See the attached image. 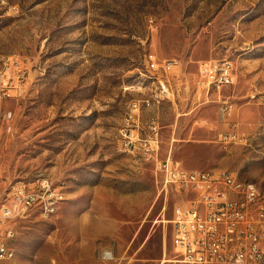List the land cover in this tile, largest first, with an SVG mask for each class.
<instances>
[{
	"label": "rangeland",
	"instance_id": "obj_1",
	"mask_svg": "<svg viewBox=\"0 0 264 264\" xmlns=\"http://www.w3.org/2000/svg\"><path fill=\"white\" fill-rule=\"evenodd\" d=\"M149 52L181 63L174 99L140 117L157 116L161 157L264 188V107L250 97L264 93V0H0V70L25 75L2 104L0 194L42 177L63 192L54 214L15 221L14 264H183L169 219L184 197L118 146L126 103L155 86ZM210 60L233 67L228 121L244 143L218 141L214 97L195 87Z\"/></svg>",
	"mask_w": 264,
	"mask_h": 264
},
{
	"label": "built area",
	"instance_id": "obj_2",
	"mask_svg": "<svg viewBox=\"0 0 264 264\" xmlns=\"http://www.w3.org/2000/svg\"><path fill=\"white\" fill-rule=\"evenodd\" d=\"M8 64L0 70V138L4 127L10 129L12 118L9 111H4L3 101L12 96L11 91L21 90L25 77L17 62ZM144 66L146 79L158 76L160 90L126 103L118 146L135 159L150 163L163 187L184 197L174 204L169 219L175 256L183 264H262L264 188L226 171L188 169L170 156L161 157L157 116L150 115L145 127H140V117L144 110L174 99L172 81L181 63L174 58L159 59L149 52L144 56ZM233 77L228 60L202 62L196 73L195 87L205 96L214 97L218 122L226 128L217 134L222 144H241L248 139L228 121L236 98L229 90ZM250 97L264 107V93ZM147 100H155V107H147ZM127 104H134V111H127ZM61 200L63 192L45 177L32 183L18 182L0 194V264H12L15 221L32 211L44 217L52 215Z\"/></svg>",
	"mask_w": 264,
	"mask_h": 264
},
{
	"label": "bare ground",
	"instance_id": "obj_3",
	"mask_svg": "<svg viewBox=\"0 0 264 264\" xmlns=\"http://www.w3.org/2000/svg\"><path fill=\"white\" fill-rule=\"evenodd\" d=\"M150 79L153 81V83H155V86L152 89H150L149 94H152L153 92H159L160 83H158V76H150ZM154 104H155V100H147V106L154 105ZM129 109L130 111H134V104H130ZM254 186H256V188H260L256 183H254ZM103 256L104 258H110V255L108 253H104ZM14 260H15V251H13L12 256H11L12 264H14Z\"/></svg>",
	"mask_w": 264,
	"mask_h": 264
}]
</instances>
